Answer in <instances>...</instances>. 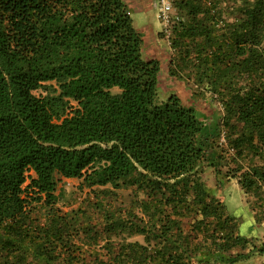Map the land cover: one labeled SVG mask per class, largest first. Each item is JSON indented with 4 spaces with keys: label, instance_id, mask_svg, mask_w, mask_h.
<instances>
[{
    "label": "trees",
    "instance_id": "obj_1",
    "mask_svg": "<svg viewBox=\"0 0 264 264\" xmlns=\"http://www.w3.org/2000/svg\"><path fill=\"white\" fill-rule=\"evenodd\" d=\"M224 2L180 0L189 18L171 34L179 55L169 73H186L194 94L220 96L226 110L208 132L195 104L161 96L159 62L143 57L124 0H0V264H238L264 254L200 175L207 164L236 178L262 221L264 0ZM56 173L162 197L139 200L141 217L79 226L55 207Z\"/></svg>",
    "mask_w": 264,
    "mask_h": 264
},
{
    "label": "rangeland",
    "instance_id": "obj_2",
    "mask_svg": "<svg viewBox=\"0 0 264 264\" xmlns=\"http://www.w3.org/2000/svg\"><path fill=\"white\" fill-rule=\"evenodd\" d=\"M179 1L177 0L176 4ZM245 2L246 0H225L224 4L230 10L232 5L239 7ZM126 4L130 5L129 8L132 10L133 23L141 32L144 39L142 46L143 57L146 59L153 57L159 62L160 78L158 87L161 96L166 97L172 93H176L185 104H195L204 121V126L208 132H211L214 124L226 112L220 96L214 95L213 98L209 91L203 92V94H194L196 86L193 84V79L188 78L184 72L182 73L186 77L178 78L172 76L169 73V68L175 65L179 53L171 46V37L169 40L165 38L162 24L157 16V9L153 8L152 5L147 12L145 10L135 9L132 2H126ZM175 13L181 17L180 19L187 20L189 18L186 10L180 9L179 5H176ZM198 17H202V15L200 14ZM240 17L241 13L236 11L226 14L225 21L220 26L221 31L228 32L229 25L235 23ZM172 59L174 60L173 62L171 61ZM238 59L240 58L237 57L236 60ZM113 90L118 91L117 88ZM39 93L41 94V90L36 91V94ZM194 98L196 100L195 102L193 101ZM220 142L229 150V152H225V155L229 156L234 153V150L230 148L228 140H225L223 135L220 138ZM249 160L259 162L257 157L253 156L252 153L246 154L245 161ZM222 169L226 171L227 165H224ZM200 175L211 194L222 200L226 204L227 212L237 219L240 224V234L252 241L251 243L261 246L264 243V218L261 222L256 220L257 209H255L254 200L239 186L237 179L225 175L218 177L215 168L207 164L202 166ZM55 181V193L57 195L55 207L62 212L68 213L69 218L74 217V220L76 219L77 221L75 224L78 223L79 226H82L89 223L95 229H103L107 221L108 213H111L116 218H120V220L135 219L133 213L141 217L142 210L138 207L139 200L142 198L159 199L162 197L161 193L148 196L145 190L138 189L136 185L128 184L120 187H114L111 184L89 186L83 177H65L59 173L55 174ZM38 206L36 211L33 212V215H36L41 222H44L46 210L40 207L39 204ZM164 208L167 212L172 210L170 205L164 206ZM194 220L195 218L192 217L185 218V226L188 227ZM127 239L144 241L142 235H134ZM8 264H17L16 258L12 257ZM60 264L65 263L60 262ZM238 264H264V254L261 255L255 251L248 259Z\"/></svg>",
    "mask_w": 264,
    "mask_h": 264
},
{
    "label": "built area",
    "instance_id": "obj_3",
    "mask_svg": "<svg viewBox=\"0 0 264 264\" xmlns=\"http://www.w3.org/2000/svg\"><path fill=\"white\" fill-rule=\"evenodd\" d=\"M177 0H153V8L157 9V16L162 24L165 38L168 40L173 31V25L180 21V16L175 13Z\"/></svg>",
    "mask_w": 264,
    "mask_h": 264
},
{
    "label": "crops",
    "instance_id": "obj_4",
    "mask_svg": "<svg viewBox=\"0 0 264 264\" xmlns=\"http://www.w3.org/2000/svg\"><path fill=\"white\" fill-rule=\"evenodd\" d=\"M126 2L127 3L132 2L133 5L135 6V9L142 10V11L145 10L147 12H148L149 7L153 5L152 4L153 0H127ZM129 7H130V5H129Z\"/></svg>",
    "mask_w": 264,
    "mask_h": 264
}]
</instances>
